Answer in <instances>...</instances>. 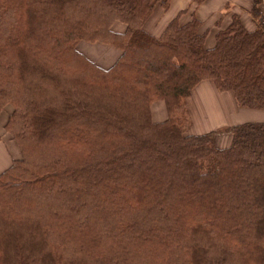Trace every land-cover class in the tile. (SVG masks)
<instances>
[{
  "label": "trees",
  "instance_id": "16d2710c",
  "mask_svg": "<svg viewBox=\"0 0 264 264\" xmlns=\"http://www.w3.org/2000/svg\"><path fill=\"white\" fill-rule=\"evenodd\" d=\"M155 1L0 0V112L20 151L0 172V264H264V122L191 134L186 106L208 79L264 110L259 0L252 28L233 14L209 48L194 16L146 32ZM79 41L121 52L103 68Z\"/></svg>",
  "mask_w": 264,
  "mask_h": 264
},
{
  "label": "crops",
  "instance_id": "0c3cea01",
  "mask_svg": "<svg viewBox=\"0 0 264 264\" xmlns=\"http://www.w3.org/2000/svg\"><path fill=\"white\" fill-rule=\"evenodd\" d=\"M192 1L193 0H169L168 5L163 8L162 4L160 3L161 0H156L151 14L143 24L144 30L151 35L157 36L164 30L168 22L173 18L178 17V21L180 23H185V21L187 22L188 20H190L191 16L194 15L201 22V26L199 29L200 32H205L204 46L206 48H209L212 47L215 43V35L217 31L219 29L225 28L229 24L231 16L233 14H238L241 18V21L247 28H252L254 26L251 13L254 0H200L197 4L192 5L190 7V10L187 11L186 7H188V5L192 3ZM257 6L264 15V0H259ZM121 28L122 25H120V27L118 26V29ZM85 44L89 46L91 45L93 49L102 53L103 59H100L94 54H90L86 51L84 52L83 49L85 47ZM77 49L101 67H108L112 65L121 52L118 48L111 45L98 42L90 43L86 41H79L77 43ZM104 61H109L110 65H105ZM157 102L160 103L157 106L160 109L161 105L164 106L163 101H155L152 103L151 117L155 122L162 121L166 118V114L163 109H161L159 112L160 117H158L159 115L154 117V114H156L157 111L154 103ZM161 102L163 104H161ZM187 107L192 116V127H194V130L200 127V125H196L197 128L195 127V121L197 123L200 122V120H202V117L207 115V112L210 113L211 107H214L216 117L214 119L211 116L212 118L210 119L212 121L216 120L214 121V123H217L216 127L232 126L234 124L242 122H259L261 118L264 119V110L240 108L233 93H230L229 91L218 90L215 84L208 79L200 81L192 89L190 95L187 98ZM1 112L0 127L2 128L1 132L3 133L0 134V145L2 146V137H4V139L6 138V140L9 139L10 142L14 139L4 129L5 122L10 112H8L7 114H1ZM200 133L202 132H197V134ZM8 134L10 135L9 138L8 136H6ZM216 136V143H222V145L224 146L227 144L229 138H225L223 142H220V134H217ZM12 160L13 157L10 156L6 147H0V172L6 169L11 164Z\"/></svg>",
  "mask_w": 264,
  "mask_h": 264
},
{
  "label": "rangeland",
  "instance_id": "374dc122",
  "mask_svg": "<svg viewBox=\"0 0 264 264\" xmlns=\"http://www.w3.org/2000/svg\"><path fill=\"white\" fill-rule=\"evenodd\" d=\"M164 0H161V4H162V2H163ZM200 0H193L192 1V3H190L189 5H188V7H186V10L187 11H189L190 10V7L192 6V5H195V4H197L198 2H199ZM156 2V1H155ZM168 3H169V1H168ZM155 4V3H154ZM162 7L164 8L165 6L162 4ZM186 11V12H187ZM181 14H184V13H181ZM154 16H157V15H154ZM192 16H194V15H192ZM191 16V17H192ZM195 17V16H194ZM175 18H177L178 19V17H175ZM191 19V18H190ZM189 21V20H188ZM179 22V21H178ZM186 22V21H185ZM169 23V22H168ZM180 23V22H179ZM184 23V22H183ZM183 23H180V24H183ZM117 25H116V28H118V26L120 27V25H122L121 23H116ZM165 29V28H164ZM163 32V31H162ZM161 32V33H162ZM160 33V34H161ZM205 33V32H204ZM159 34V35H160ZM158 36V35H157ZM85 47H84V49H83V51L85 52H88V53H90V54H94L95 56H97V57H99L100 59H103V57H102V53H100V52H98L97 50H95V49H93V47L90 45H84ZM89 46V47H88ZM77 47V46H76ZM86 56V55H85ZM87 58H89L88 56H86ZM90 59V58H89ZM91 60V59H90ZM105 62V65H110V62L109 61H104ZM96 64V63H95ZM99 66V65H98ZM111 66V65H110ZM101 67V66H100ZM109 67V66H108ZM103 68H107V67H103ZM227 91H229V90H227ZM230 93H232L231 91H229ZM158 104H160V103H154V106L157 108V111H156V114H154V117H156V116H158L159 115V112H160V110L161 109H163L164 111H165V114H166V109H165V105L163 106V105H161V109L159 108V107H157L158 106ZM161 104H163L162 102H161ZM186 106H187V100H186ZM240 108H242V109H254V108H245V107H241L240 106ZM11 109H12V107L10 106V105H7L3 110H2V112H1V114H7L8 112H11ZM187 109H188V107H187ZM214 107H211V109H210V113L209 112H207V115L206 116H203L202 117V120H200V122H196L195 121V127H196V125H200V127H196L197 129L196 130H194V127H192V125H193V120H192V116H191V114H190V112H189V109H188V113H189V117H190V125H189V128L187 129V132L188 133H191V134H197V132H202V133H206V132H209V131H217V130H221V129H223V128H226V127H228V126H220V127H216L217 126V123H214V121H216V120H214V121H212L210 118H214L215 119V117H216V114H215V112H214ZM262 110V109H261ZM210 114V115H209ZM212 116V117H211ZM158 117H160V115L158 116ZM1 118H2V115H1ZM4 119H6V118H4ZM259 122H264V119H262L261 118V120H259ZM209 127H211V128H209ZM2 131V128L0 127V134L1 133H3V132H1ZM197 131V132H196ZM202 133H200V134H202ZM219 134H220V136H219V140H221L220 142H223L224 141V139L225 138H229V140H228V142H227V144L224 146V145H222V143L221 144H218V143H216V145H218L219 147H226L227 145H229V143H230V140H231V137L227 134V133H225V132H222V131H220V132H218ZM6 136H8V138H9V134L8 135H6ZM217 137V136H216ZM13 140V139H12ZM15 141L13 140V141H9V139H7L6 140V138L4 139V137H2L1 138V144H2V146L0 145V147H6V149L8 150V152H9V154H10V156L11 157H13V159H17V158H19L20 157V151H19V148H17V146H16V143H14Z\"/></svg>",
  "mask_w": 264,
  "mask_h": 264
}]
</instances>
